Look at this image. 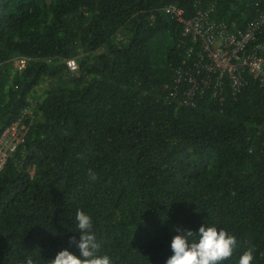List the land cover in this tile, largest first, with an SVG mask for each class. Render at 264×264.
<instances>
[{
  "label": "trees",
  "instance_id": "obj_1",
  "mask_svg": "<svg viewBox=\"0 0 264 264\" xmlns=\"http://www.w3.org/2000/svg\"><path fill=\"white\" fill-rule=\"evenodd\" d=\"M169 4L245 26L264 0H0V131L28 127L0 173V264L79 256L80 210L110 264H166L176 227L203 224L237 238L220 264H264V85L168 98Z\"/></svg>",
  "mask_w": 264,
  "mask_h": 264
},
{
  "label": "built area",
  "instance_id": "obj_2",
  "mask_svg": "<svg viewBox=\"0 0 264 264\" xmlns=\"http://www.w3.org/2000/svg\"><path fill=\"white\" fill-rule=\"evenodd\" d=\"M164 11L181 27L177 41L181 57L168 85V98L180 97L186 104L196 93L209 90L213 98L223 102L229 93L241 92L247 74L264 85V41L257 39L264 30V5L245 26L216 19L209 9L202 7L191 16H186L184 9L174 4L166 5ZM14 63L16 68L23 69L27 58L16 57ZM67 64L71 69L78 67L75 58H69ZM27 132L22 119L0 131V173L25 142Z\"/></svg>",
  "mask_w": 264,
  "mask_h": 264
},
{
  "label": "clouds",
  "instance_id": "obj_3",
  "mask_svg": "<svg viewBox=\"0 0 264 264\" xmlns=\"http://www.w3.org/2000/svg\"><path fill=\"white\" fill-rule=\"evenodd\" d=\"M89 177L92 180L97 179L91 170ZM75 219L81 235L78 239L75 236L71 237L70 244L79 249L80 255L64 249L51 260V264H110L109 256L98 255L101 245L95 234L90 231L91 217L80 210L76 213ZM175 230L178 234L171 241L173 254L166 260V264H220L228 260L238 246L235 235L224 229L218 230L215 226L203 224L197 232L180 226ZM253 259L252 250H248L240 256L238 264H252ZM28 264H33L31 259L28 260Z\"/></svg>",
  "mask_w": 264,
  "mask_h": 264
}]
</instances>
